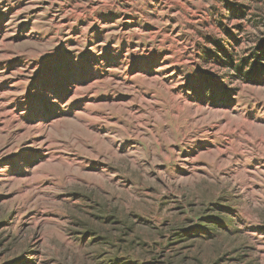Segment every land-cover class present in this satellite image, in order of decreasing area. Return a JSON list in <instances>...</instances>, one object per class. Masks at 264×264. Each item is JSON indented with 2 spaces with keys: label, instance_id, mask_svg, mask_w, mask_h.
<instances>
[{
  "label": "rangeland",
  "instance_id": "obj_1",
  "mask_svg": "<svg viewBox=\"0 0 264 264\" xmlns=\"http://www.w3.org/2000/svg\"><path fill=\"white\" fill-rule=\"evenodd\" d=\"M0 264H264V0H0Z\"/></svg>",
  "mask_w": 264,
  "mask_h": 264
},
{
  "label": "bare ground",
  "instance_id": "obj_2",
  "mask_svg": "<svg viewBox=\"0 0 264 264\" xmlns=\"http://www.w3.org/2000/svg\"><path fill=\"white\" fill-rule=\"evenodd\" d=\"M124 2V1H123Z\"/></svg>",
  "mask_w": 264,
  "mask_h": 264
}]
</instances>
